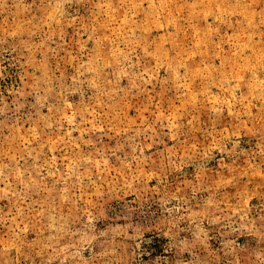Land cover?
Masks as SVG:
<instances>
[{
  "label": "rangeland",
  "instance_id": "rangeland-1",
  "mask_svg": "<svg viewBox=\"0 0 264 264\" xmlns=\"http://www.w3.org/2000/svg\"><path fill=\"white\" fill-rule=\"evenodd\" d=\"M0 264H264V0H0Z\"/></svg>",
  "mask_w": 264,
  "mask_h": 264
}]
</instances>
